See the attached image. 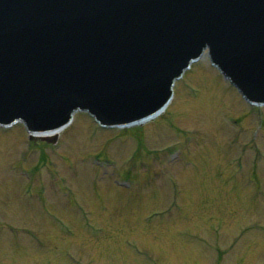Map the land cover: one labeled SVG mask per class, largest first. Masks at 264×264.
<instances>
[{
	"label": "rangeland",
	"instance_id": "obj_1",
	"mask_svg": "<svg viewBox=\"0 0 264 264\" xmlns=\"http://www.w3.org/2000/svg\"><path fill=\"white\" fill-rule=\"evenodd\" d=\"M139 128L100 131L75 117L56 149L28 145L21 127L0 134V264H264V109L240 103L204 59ZM250 173L256 188L244 185ZM170 176L181 209L150 211L171 204Z\"/></svg>",
	"mask_w": 264,
	"mask_h": 264
},
{
	"label": "water",
	"instance_id": "obj_2",
	"mask_svg": "<svg viewBox=\"0 0 264 264\" xmlns=\"http://www.w3.org/2000/svg\"><path fill=\"white\" fill-rule=\"evenodd\" d=\"M244 15L262 24L251 37L235 24ZM206 42L214 60L263 100L260 0H0V119L20 115L32 129H49L79 105L103 120L138 119L167 101L172 80ZM221 83L234 90L222 76Z\"/></svg>",
	"mask_w": 264,
	"mask_h": 264
},
{
	"label": "bare ground",
	"instance_id": "obj_3",
	"mask_svg": "<svg viewBox=\"0 0 264 264\" xmlns=\"http://www.w3.org/2000/svg\"><path fill=\"white\" fill-rule=\"evenodd\" d=\"M195 72V76L194 77H196V78H198V77H200V71L199 70H196V71H194ZM199 75V76H198ZM208 95V92H207V90L204 92V94H203V96L201 97V99L202 100H204L205 98H206V96ZM174 100H175V96H174V99L172 100V102L163 110V112H162V114L166 111V110H168L169 109V107L172 105V103L174 102ZM181 101H185V98H184V96L181 94V97H180V102ZM185 103V102H184ZM162 114H158V115H156V116H154L153 117V119H155V118H157L158 116H160V115H162ZM75 120V119H74ZM74 122V121H73ZM73 122L71 123V124H73ZM71 124L69 125V126H71ZM63 132V129H60V130H58L57 131V134H60V133H62ZM56 133L55 132H51V135H55Z\"/></svg>",
	"mask_w": 264,
	"mask_h": 264
}]
</instances>
